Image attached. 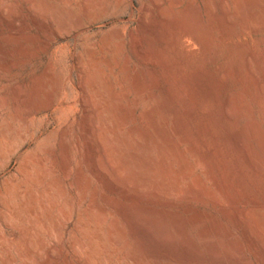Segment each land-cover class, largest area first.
<instances>
[{
    "label": "rangeland",
    "instance_id": "1",
    "mask_svg": "<svg viewBox=\"0 0 264 264\" xmlns=\"http://www.w3.org/2000/svg\"><path fill=\"white\" fill-rule=\"evenodd\" d=\"M0 264H264V0H0Z\"/></svg>",
    "mask_w": 264,
    "mask_h": 264
},
{
    "label": "bare ground",
    "instance_id": "2",
    "mask_svg": "<svg viewBox=\"0 0 264 264\" xmlns=\"http://www.w3.org/2000/svg\"><path fill=\"white\" fill-rule=\"evenodd\" d=\"M53 27V26H52ZM56 33V32H55ZM55 35V34H54ZM58 36V35H57ZM84 91V90H83ZM86 94V93H85ZM84 103V102H83ZM86 106V105H85ZM91 134V133H90ZM96 144V143H95ZM97 148H99V147H97ZM184 168L183 169H181V171H183L184 172ZM165 185V184H164ZM153 188V191H154V193H159V192H161L162 190L158 187V186H153L152 187Z\"/></svg>",
    "mask_w": 264,
    "mask_h": 264
}]
</instances>
